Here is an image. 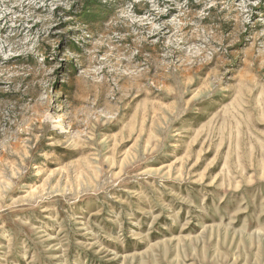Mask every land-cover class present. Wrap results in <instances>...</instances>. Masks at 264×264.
<instances>
[{
    "label": "rangeland",
    "instance_id": "obj_1",
    "mask_svg": "<svg viewBox=\"0 0 264 264\" xmlns=\"http://www.w3.org/2000/svg\"><path fill=\"white\" fill-rule=\"evenodd\" d=\"M0 264H264V0H0Z\"/></svg>",
    "mask_w": 264,
    "mask_h": 264
}]
</instances>
